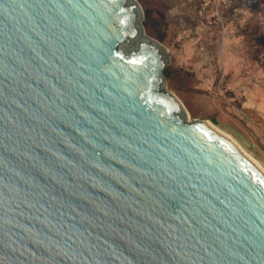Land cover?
<instances>
[{"label":"water","instance_id":"1","mask_svg":"<svg viewBox=\"0 0 264 264\" xmlns=\"http://www.w3.org/2000/svg\"><path fill=\"white\" fill-rule=\"evenodd\" d=\"M138 0H0V264H264V173L190 120Z\"/></svg>","mask_w":264,"mask_h":264},{"label":"rangeland","instance_id":"2","mask_svg":"<svg viewBox=\"0 0 264 264\" xmlns=\"http://www.w3.org/2000/svg\"><path fill=\"white\" fill-rule=\"evenodd\" d=\"M166 86L264 168V0H138Z\"/></svg>","mask_w":264,"mask_h":264},{"label":"bare ground","instance_id":"3","mask_svg":"<svg viewBox=\"0 0 264 264\" xmlns=\"http://www.w3.org/2000/svg\"><path fill=\"white\" fill-rule=\"evenodd\" d=\"M205 123H207L209 126H211L213 129L217 130L218 132H220L221 134L225 135L226 137H228L230 140H232V138L225 133L221 128H219L216 124H214L213 122H211L210 120H204ZM233 141V140H232ZM234 142V141H233ZM235 143V142H234ZM236 144V143H235ZM237 145V144H236ZM238 146V145H237ZM239 147V146H238ZM240 148V147H239ZM241 149V148H240ZM242 150V149H241ZM242 152L250 159L252 160L264 173V168L262 167V165L257 162L254 158H252L251 156H249L247 153H245L243 150Z\"/></svg>","mask_w":264,"mask_h":264},{"label":"trees","instance_id":"4","mask_svg":"<svg viewBox=\"0 0 264 264\" xmlns=\"http://www.w3.org/2000/svg\"><path fill=\"white\" fill-rule=\"evenodd\" d=\"M165 76H166V74H165Z\"/></svg>","mask_w":264,"mask_h":264}]
</instances>
